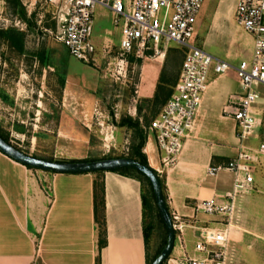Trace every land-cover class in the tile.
Returning a JSON list of instances; mask_svg holds the SVG:
<instances>
[{
    "label": "crops",
    "instance_id": "1",
    "mask_svg": "<svg viewBox=\"0 0 264 264\" xmlns=\"http://www.w3.org/2000/svg\"><path fill=\"white\" fill-rule=\"evenodd\" d=\"M235 5H227L222 11L216 7L205 33H194L202 46H216L222 58L211 56L232 67L250 61L253 53V38L236 25ZM100 30L103 45L99 48L100 40L96 44L92 40L96 55L109 48L111 37L121 38L119 27ZM166 58L156 60L157 69L141 67L137 102L133 101L130 118L139 117L141 122L149 114L147 109H142L138 116L137 107L140 101L153 98L162 71L171 75ZM145 80H149L146 85ZM241 94L233 69L223 75L210 71L194 128L170 167H162L153 140L148 143L146 140L142 153L162 181L168 212L185 224L183 241L175 239L164 264H175L184 255L204 258V254L195 250L201 240L200 231L225 228L226 222L220 216L202 214L196 211V206L210 199L221 202L231 192L234 181L231 172L221 171L209 177L207 170L236 159L240 153L254 158L249 163L253 180L250 192L235 201L225 264H264V156L256 154L262 131L239 143L233 113ZM72 101H65L63 106H71ZM263 104L261 97L254 110L257 117L263 113ZM62 114L61 137L89 135L91 113L81 115L80 109L70 112L66 109ZM71 159L88 158L76 156L68 161ZM97 176L28 169L0 152V264H147L151 261L143 233L140 181L112 171L102 172L99 176L103 183V204L96 208L94 179Z\"/></svg>",
    "mask_w": 264,
    "mask_h": 264
},
{
    "label": "built area",
    "instance_id": "2",
    "mask_svg": "<svg viewBox=\"0 0 264 264\" xmlns=\"http://www.w3.org/2000/svg\"><path fill=\"white\" fill-rule=\"evenodd\" d=\"M28 17L44 6L51 10L50 19L55 29H43L57 43L64 46L74 59L89 64L95 59L92 43L93 17L96 7L107 10L114 27H119L118 66L123 70L128 58L142 59L150 52L164 56L169 44L185 50L181 72L173 92L159 114L145 128L148 141L154 142L160 153L163 168L172 166L179 156L183 141L193 130L202 97L206 91L210 71L223 75L233 69L242 88L238 105L233 113L240 144L262 131V140L256 154L264 156V121L254 113L261 100L257 91L264 88V0H237L236 25L253 38L250 61H241L236 67L211 56L191 44L195 23L202 0H20ZM39 29L42 16L35 21ZM21 32L26 25L13 21ZM9 21L0 20V30H7ZM107 49V48H106ZM105 52V51H104ZM264 111V109H263ZM251 155L240 153L224 165L211 166L207 176L215 177L221 171L234 175L232 190L221 202L215 199L197 204L196 211L208 216H220L226 223L223 230L203 229L195 250L204 254L202 259L183 256L175 264H225L228 232L235 211L236 199L251 190ZM157 174V173H156ZM158 174H160L158 172ZM175 236L181 241L185 224L178 216H171ZM175 238V239H176Z\"/></svg>",
    "mask_w": 264,
    "mask_h": 264
},
{
    "label": "rangeland",
    "instance_id": "3",
    "mask_svg": "<svg viewBox=\"0 0 264 264\" xmlns=\"http://www.w3.org/2000/svg\"><path fill=\"white\" fill-rule=\"evenodd\" d=\"M227 5L234 7L235 0H202L195 32L204 34L215 8L220 7L222 11ZM49 13L51 10L43 5L35 11V21L42 16V29L35 25V29L26 34L22 55L0 39V133L7 138L8 145L40 160L65 162L76 156L95 161L128 158L133 132L119 127L118 123L124 117H131L133 101L137 100L141 67L157 69L156 60L167 57L171 75H180L185 50L169 44L163 58L155 57L152 52L142 59L129 57L121 71L117 64L120 37H111L113 42L108 43L109 48L105 52L100 51L89 64H84L67 54L64 46L43 31L51 28ZM4 19L9 21L7 30L21 32L13 23L19 19L12 14L7 1L0 0V20ZM113 27L109 12L96 7L92 29L94 44L99 39V48L103 45L100 28L112 31ZM191 44L222 58L216 46H202L195 34ZM176 51L182 53L180 58ZM148 81L145 80L144 85ZM257 91L263 98L264 88L259 87ZM64 100L67 103L73 100L72 105L63 106ZM66 109L69 112L80 109L81 115L91 113L93 119L87 137L60 136V121ZM258 117H263L264 121V111ZM140 124L144 126L143 119ZM152 226L149 241L151 259L166 239L159 219L154 218Z\"/></svg>",
    "mask_w": 264,
    "mask_h": 264
},
{
    "label": "trees",
    "instance_id": "4",
    "mask_svg": "<svg viewBox=\"0 0 264 264\" xmlns=\"http://www.w3.org/2000/svg\"><path fill=\"white\" fill-rule=\"evenodd\" d=\"M6 1H7L8 7L10 8L12 14L26 25V31L19 32L17 30H10V29L6 31H0V39L5 41L8 47L13 48L16 52H18V54L22 55L24 53V41H25L24 39H25L26 34L28 32H32L33 29H35L33 28L36 25L35 15L32 14L30 17H28L26 10L23 7L20 0H6ZM48 29L54 30L55 24L51 22V28H48ZM176 52H177L178 58H180L182 56V53L179 51H176ZM67 54H68V51H67ZM178 78H179V73H177V75L175 76H169L165 71H162L159 76L153 98L151 100L140 101V104L137 107L138 116L140 112L142 111V109H147L149 112L148 115L143 116L144 126L140 124L139 117L135 119H132L130 117H124L118 123L119 127L130 129L133 132V143L131 145L130 154L127 156L129 159H133L137 161L138 163H141L146 166L148 165L147 159L145 155L142 153V149L147 140V132L145 131V128H147L150 122L158 115L160 109L165 105V103L171 96L173 89L175 85L177 84ZM0 138L5 143L8 144L7 138L3 136L1 133H0ZM44 161L59 162V163H81V162H92L95 160H89V159L70 160V161L64 162V161H58V160L53 161V160L44 159ZM27 168L31 169L30 167H27ZM112 172H116L124 176L135 178L139 180L141 183L143 233H144V239H145V244H146V253L149 250L150 236L153 231V226H152L153 219L154 218L159 219V221L163 225V228L165 229L166 239L163 242V246L157 250V252L155 253L154 257L151 259V261H148L147 263V264H152V262L163 251L166 245V242H167L166 227L157 209L152 185L145 175H143L141 172L135 169L120 168V169L112 170ZM93 174L98 175L94 179V199L98 203V205L96 204L95 207L98 208V206L102 207V204H103V183H102V178L99 176L100 174H102V172H95ZM159 181H160V186H161V190L163 194V184L160 179ZM163 200H164V194H163Z\"/></svg>",
    "mask_w": 264,
    "mask_h": 264
},
{
    "label": "water",
    "instance_id": "5",
    "mask_svg": "<svg viewBox=\"0 0 264 264\" xmlns=\"http://www.w3.org/2000/svg\"><path fill=\"white\" fill-rule=\"evenodd\" d=\"M0 152L26 167L55 174H88L95 172L112 171L120 168H131L141 172L148 178L152 185L155 203L167 231L166 245L159 256L152 262V264H163L172 253L175 244V231L173 229L171 216L163 200L159 178L148 165H143L129 158L105 159L81 163L49 162L23 154L5 143L1 138Z\"/></svg>",
    "mask_w": 264,
    "mask_h": 264
}]
</instances>
